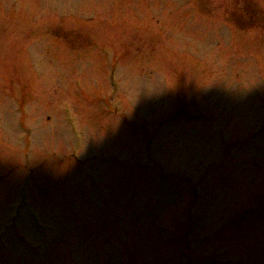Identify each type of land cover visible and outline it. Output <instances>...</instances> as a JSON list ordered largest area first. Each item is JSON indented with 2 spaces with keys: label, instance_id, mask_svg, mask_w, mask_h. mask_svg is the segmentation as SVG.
I'll return each mask as SVG.
<instances>
[{
  "label": "rangeland",
  "instance_id": "374dc122",
  "mask_svg": "<svg viewBox=\"0 0 264 264\" xmlns=\"http://www.w3.org/2000/svg\"><path fill=\"white\" fill-rule=\"evenodd\" d=\"M263 93L264 0H0V264H116V244L129 264H181L184 173L206 179L190 264H264V214L244 216L264 192ZM104 153L124 165L86 162ZM25 176L53 231L27 212L4 231Z\"/></svg>",
  "mask_w": 264,
  "mask_h": 264
}]
</instances>
